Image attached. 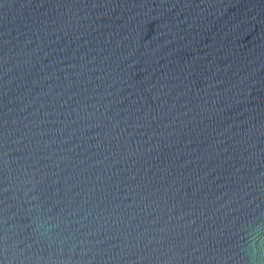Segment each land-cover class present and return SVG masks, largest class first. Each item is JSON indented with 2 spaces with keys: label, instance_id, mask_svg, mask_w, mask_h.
Listing matches in <instances>:
<instances>
[{
  "label": "water",
  "instance_id": "obj_1",
  "mask_svg": "<svg viewBox=\"0 0 264 264\" xmlns=\"http://www.w3.org/2000/svg\"><path fill=\"white\" fill-rule=\"evenodd\" d=\"M0 264H264V0H0Z\"/></svg>",
  "mask_w": 264,
  "mask_h": 264
}]
</instances>
